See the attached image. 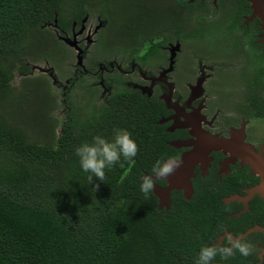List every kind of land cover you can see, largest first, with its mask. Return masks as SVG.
Instances as JSON below:
<instances>
[{
	"label": "trees",
	"instance_id": "1",
	"mask_svg": "<svg viewBox=\"0 0 264 264\" xmlns=\"http://www.w3.org/2000/svg\"><path fill=\"white\" fill-rule=\"evenodd\" d=\"M85 1L0 0V264H191L219 230L216 221L227 220L216 197L184 200L172 192L164 210L153 193L140 192L153 163L174 154L154 100L114 87L96 103L97 90L72 71L57 121L39 83L12 89L14 74L26 77L31 63L67 58L48 26L68 32ZM87 102L97 105L83 111ZM115 128L130 131L139 152L134 164L106 170L105 182L94 178V192L75 148L96 135L110 139ZM252 257L237 254L227 264H256Z\"/></svg>",
	"mask_w": 264,
	"mask_h": 264
},
{
	"label": "flooded vegetation",
	"instance_id": "2",
	"mask_svg": "<svg viewBox=\"0 0 264 264\" xmlns=\"http://www.w3.org/2000/svg\"><path fill=\"white\" fill-rule=\"evenodd\" d=\"M80 8L77 23L55 35L74 38L80 57L88 53L73 71L98 102L114 87L154 100L171 137L165 143L191 163L188 198L172 189L167 207L157 199V208H168L172 192L216 197L227 223L216 221L208 245L230 233L264 249V46L251 2L87 0ZM252 258L260 264L264 253Z\"/></svg>",
	"mask_w": 264,
	"mask_h": 264
},
{
	"label": "clouds",
	"instance_id": "3",
	"mask_svg": "<svg viewBox=\"0 0 264 264\" xmlns=\"http://www.w3.org/2000/svg\"><path fill=\"white\" fill-rule=\"evenodd\" d=\"M139 152V146L132 138L130 131L124 128L112 130L111 138L103 135L93 136L92 141L80 144L75 148V155L79 158L80 168L87 174L88 185L94 192L99 184L96 180L105 182L106 170H112L116 166L123 168L125 163L134 164ZM182 159L179 156H167L157 159L150 174L140 178V192L147 198L154 191L155 181L166 179L180 167ZM224 243L214 245H202L194 264H212L217 257L222 261H228L237 254L242 257L257 256L264 253V249L256 247L242 237L234 238L230 233L224 237Z\"/></svg>",
	"mask_w": 264,
	"mask_h": 264
},
{
	"label": "rangeland",
	"instance_id": "4",
	"mask_svg": "<svg viewBox=\"0 0 264 264\" xmlns=\"http://www.w3.org/2000/svg\"><path fill=\"white\" fill-rule=\"evenodd\" d=\"M48 28L51 30V32L56 35V31L54 30L53 26H48ZM61 38V37H60ZM59 38V39H60ZM72 39V38H71ZM71 39H67V42H70ZM60 41H62L60 39ZM63 42V41H62ZM64 43V42H63ZM62 43V44H63ZM66 42L64 43V45ZM76 46V42H75ZM65 50H67V58L61 61L60 64L54 63H48V62H36V63H31V73H29L26 77H21L18 75L14 74V78L12 80V89L17 92L19 91L23 86H26L28 83H39L40 89L43 90L46 93L49 94V97L52 99L53 102H51V105L49 107V110L47 111V115L50 117V119H57V121L61 120L62 116V111L63 109L60 107V97L62 95V91H64L65 87L64 84L68 76L71 74L73 71V68L76 63V52L74 48L68 46L67 44L65 45ZM71 48V49H70ZM93 47L88 48V52L92 51ZM81 61L83 65H86L88 61H86L89 58L88 53L84 54L83 57L81 56ZM46 80L47 84L45 87L41 86V83ZM24 80V81H23ZM88 82L84 81L83 84H87ZM107 90H104V93H106ZM81 92V86L75 85L74 90H72V94L74 97H76L74 100L75 102L80 101L79 95ZM53 103V104H52ZM81 103V102H80ZM98 103V101L96 102ZM92 104V102H87L86 103V108L83 109L87 110L92 106H96L97 104ZM53 134L56 136L58 134L57 127L53 128Z\"/></svg>",
	"mask_w": 264,
	"mask_h": 264
},
{
	"label": "water",
	"instance_id": "5",
	"mask_svg": "<svg viewBox=\"0 0 264 264\" xmlns=\"http://www.w3.org/2000/svg\"><path fill=\"white\" fill-rule=\"evenodd\" d=\"M251 2V8L253 10V14L257 16L260 23L261 35L259 43L264 46V5L263 0H247ZM64 43L70 47H73L76 51V65H79L81 62L80 57V49L75 46L74 38L71 39L70 42H67L66 37L60 38ZM182 163L179 168H177L171 175H169L165 180L167 182V186L164 188L154 187V191L152 192L153 195L158 199L160 205L167 207V198L168 192L172 189L181 190L183 192V196L188 198L190 194V187H189V176L191 175L190 167L191 163L187 164L186 157H182ZM256 161H253L254 164ZM260 164V162H259ZM264 182V177L261 179Z\"/></svg>",
	"mask_w": 264,
	"mask_h": 264
}]
</instances>
